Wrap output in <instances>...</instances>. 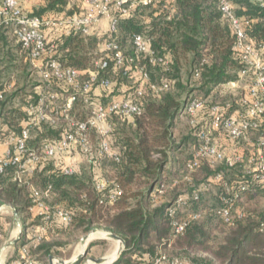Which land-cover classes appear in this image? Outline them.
I'll return each mask as SVG.
<instances>
[{
    "label": "trees",
    "instance_id": "trees-1",
    "mask_svg": "<svg viewBox=\"0 0 264 264\" xmlns=\"http://www.w3.org/2000/svg\"><path fill=\"white\" fill-rule=\"evenodd\" d=\"M230 1L248 38L256 43L264 41V5L248 0ZM69 4L70 0H45L42 7L28 15L57 20V14L66 12L69 16L73 12L66 10ZM75 6L82 7L81 1L70 6L71 10ZM135 35L148 41L152 56L136 53L132 45ZM104 40L117 42L124 57L121 66L115 65L111 51L100 49L97 37L80 33L63 34L54 57L64 67L75 69L80 81L88 79L92 72H96L97 81L109 80V97H116L114 101L136 98V92L141 90L143 94L137 99L142 112L132 119L112 117L115 126L108 142L117 161L105 157L88 159L100 163L104 170L107 183L101 192L96 190L91 175H66L50 162L36 168L27 184L14 179L12 166L0 173V205H9L25 220L30 219L33 188L41 193L42 201L52 212L60 210L70 217L67 227L61 229L55 226L53 217L46 222L51 224L48 237L31 246L26 258L37 264H48L50 256L63 259L59 250L98 230L119 236L125 243L113 264H152L162 249L169 255L162 264H264V187L244 171L236 175L231 172L236 168L224 165L213 169L210 163L201 161L196 169H188L197 148L199 124L191 126L182 115L185 104L192 98L209 97L218 87L236 81L243 67L233 50V30L222 17L218 0H154L151 4H138L118 19L116 31L109 29ZM8 45H14L13 49ZM152 58L162 62L153 63ZM103 60L107 67L96 70L95 63ZM29 61L32 60L12 30L2 26L0 64L7 65L5 69H23V78L30 81ZM184 74L193 81V88L185 85ZM1 80L0 77V116L6 120L16 115V111L8 110V104L24 87L8 92ZM210 106L204 103L203 111ZM86 108L78 99L70 115L85 120L89 113ZM181 118L186 123L178 128ZM66 123L63 117L56 126L42 122L33 149L43 140L58 139ZM94 133L91 131V142H95ZM226 171L231 177L229 182L222 173ZM218 173L223 178L216 181L217 202L210 204L201 197V182L211 176L214 180ZM114 191L119 194L111 200ZM194 192L198 193V200H189L183 211L173 218L168 216V208L177 198L190 197ZM228 207L232 221L225 223L220 211ZM197 214L198 219H191ZM40 220L37 218L35 224ZM173 221H187L183 232L175 237ZM102 244L103 241H94L89 247ZM74 264H83V260Z\"/></svg>",
    "mask_w": 264,
    "mask_h": 264
},
{
    "label": "built area",
    "instance_id": "built-area-1",
    "mask_svg": "<svg viewBox=\"0 0 264 264\" xmlns=\"http://www.w3.org/2000/svg\"><path fill=\"white\" fill-rule=\"evenodd\" d=\"M75 3L77 0H70ZM82 5L88 7L80 16L65 17L64 19H41L30 17L19 7L18 0H2L0 4V28L2 26L12 30L21 48L28 53L32 61H38L44 56H48L41 70V75L46 83H61L72 89L73 93L68 96L64 107L57 112L58 116L65 119L66 126L58 139L43 140L36 149H30L27 143L30 139V127L21 129L15 145L6 152L5 157L0 161V173L8 166L15 168V180L23 182L33 174L34 168L43 163L55 159H61L78 151L87 159L105 157L114 161L118 156L111 150L108 138L112 131L110 125L102 127L101 123L110 122L112 117L132 119L139 116L142 108L138 102L142 96L141 90L136 92L135 97L120 100H111L106 103H95L91 99L94 87H99L104 91H109L111 82L107 79L96 80V72H92L88 79L80 81L79 73L72 68L64 67L54 57L55 46L46 40L44 30L46 28H63L65 34L80 33L86 36L90 28L101 18L109 20L111 32L116 31L118 19L128 15L129 11L138 4H151L154 0H80ZM176 1V0H170ZM258 6L264 5V0H248ZM222 17L227 20L234 33L233 50L236 53L242 69L235 82L227 85L235 86L239 82L246 83L245 95L237 101V104L244 106L242 113L233 111V103L228 102L223 106L215 105L204 112V104L201 100L192 98L185 104L182 115L187 117L189 124L195 126L198 123L200 113H205V123L200 124L196 133L197 148L192 161L188 164L189 170L196 169L201 161H207L211 165H224L228 169L240 166L244 161L248 169L244 172L253 178L256 183L264 187V41L256 43L250 40L243 28L242 20L237 18L234 6L230 0H218ZM132 45L138 55L152 56L149 43L141 35L132 38ZM106 51L112 52V60L116 66L123 63V52L114 40L107 41ZM151 62H162L161 59L152 58ZM96 70L107 67L106 61L95 63ZM144 79L146 74L141 70ZM166 85H164V88ZM1 99V96H0ZM82 99L89 113L85 120H77L70 115L74 103ZM56 95L49 93L40 97L36 105H30L27 109V116L48 121L55 124V118H49L47 112L50 111ZM91 131H95L98 136V143L95 148L90 141ZM214 133H219L231 140L234 145L241 147L249 141L253 134L257 135L251 154L244 159L241 154L226 155L219 149L214 138ZM66 175H73L75 170L72 167L62 169ZM221 173L215 175V181H221ZM224 186L227 188L226 183ZM105 184H97L96 190L103 191ZM228 190V188H227ZM119 193L114 191L110 194V199L114 200ZM33 206L38 210V217L44 222L53 218H62L69 222L70 217L60 210L51 211L49 206L42 201L41 193L37 190L32 192ZM199 195L194 192L190 197H179L168 208V216L173 218L178 211H183L189 200H198ZM220 214L225 223L232 221L230 208H224ZM199 215H194L191 219H198ZM187 225V221H173L174 237L181 234ZM27 252L23 251L20 258L21 264H36L26 258ZM164 257L160 256L152 264H162ZM172 264H181L178 261Z\"/></svg>",
    "mask_w": 264,
    "mask_h": 264
},
{
    "label": "crops",
    "instance_id": "crops-1",
    "mask_svg": "<svg viewBox=\"0 0 264 264\" xmlns=\"http://www.w3.org/2000/svg\"><path fill=\"white\" fill-rule=\"evenodd\" d=\"M18 3L23 12H25L26 14H31L35 9L42 7L45 4V0H18ZM72 5H74V3L70 1L69 7H66V10L70 9V11L73 12L69 14V16L68 14H66V12L57 14L58 19H64L65 17L70 16H80L84 11L88 10V7L86 5H82V7L80 8H77L75 6V9L73 8L74 10H71ZM54 15H51L50 17L53 18ZM109 29V20L106 18H101L90 28L88 36L97 37L100 40L99 47L100 49H103L105 48L106 44L104 40L105 34ZM44 34L47 42L58 48V46L60 45V38L63 36V34H65V30L63 28L51 27L46 28L44 30ZM13 46L14 45H8L7 48L13 49ZM47 58V56H44L38 61H29L30 69H27V74L30 81L23 78V69H5V66L7 65L0 64V71H2L0 73V77L2 78L1 82L6 91L12 92L17 87L20 89L24 87L19 95L14 96L11 99V102L8 104V110L16 111V115L14 114L10 116L12 118H7L8 120H5L0 116V161L5 157L6 152L14 147L15 141L19 136V131L26 127H30V139L27 143V146L28 148L33 149L32 143L36 140L38 134L42 131V121H40L37 116L29 118L26 112L30 105L37 104V101L40 97H43L44 95L49 93L56 95V100L47 114L49 118L57 117V119L55 124L52 125L49 123L50 125L56 126L59 119L62 118L61 116L57 115V112L64 107L68 96L72 94L73 91L72 89L62 85L61 83H46L43 80L41 70ZM23 63L24 65L27 64L26 58H24ZM8 79L12 80L9 81ZM30 84H32V87H29ZM90 96L92 101L96 104L106 103L116 98L109 97V91H104L99 87H94ZM205 115L207 114H199V125H204ZM45 123H48V121H45ZM11 124H13L14 127L17 128H14ZM100 125L102 127L110 125L112 129L115 126L112 120L110 122L101 123ZM16 129H19V131H17ZM214 138L219 149H221L226 155L241 154L243 155V158L246 159L251 154L254 143L257 140V135H251L249 137V141L241 145V147L234 145L231 140H228L226 137L219 133H214ZM94 139L95 142L94 140H92L91 143L93 144V146H97L98 142H96V140H98V136H96ZM50 163L54 168H59L62 170L65 167H72L75 170V173L91 175L96 184L107 183L104 178V170L100 163L94 164L90 162L78 151H74L70 155L61 159L52 160L50 161ZM241 165L244 171L248 169L246 161H244V163H242ZM42 167L43 165L36 166L34 170H36V168L41 169ZM32 176L33 174L24 179L23 182L27 184ZM34 190L35 189L33 188L31 189V194ZM204 190L205 189L202 188V191ZM28 213L30 219L25 220V216L18 213L14 208L10 207L9 205H0V264H21L20 258L23 251H27L31 246H36L41 240L48 237L49 227L51 224H48L42 220H40L38 224H35V220L40 217H38V210L34 206H31L28 209ZM53 223L59 229L65 228L68 225V222L62 218H54ZM95 231L104 233L98 230ZM81 239L77 243L71 244L64 249L59 250L64 256L62 260L72 261L81 253ZM94 241H103L104 244L89 247L90 243ZM102 247H106V252L99 256H95L96 253L99 252L100 249H102ZM107 247L112 248V254H107ZM117 247L118 244L115 241L94 239L88 242L86 245V248L88 249L87 256L95 259L103 257L109 258L115 254ZM83 264H85L84 261Z\"/></svg>",
    "mask_w": 264,
    "mask_h": 264
},
{
    "label": "rangeland",
    "instance_id": "rangeland-1",
    "mask_svg": "<svg viewBox=\"0 0 264 264\" xmlns=\"http://www.w3.org/2000/svg\"><path fill=\"white\" fill-rule=\"evenodd\" d=\"M71 17V16H70ZM234 75V74H233ZM183 81L185 83V85L188 88H193L194 87V83L192 80L188 79L187 75L184 74L183 75ZM235 82V81H234ZM232 83V82H231ZM245 88H246V83L241 81L238 84H236L235 86H231V85H224V86H220L218 87L213 93H211L209 95V97L206 98H199L203 104H210L211 106H215V105H220L223 106L225 103L231 102L233 103V111L238 112V113H242L244 111V106H240V104H237V101H239L240 98H242L245 95ZM88 109V107L86 108ZM185 120L184 118H181V122L178 124V128H183L184 124H185ZM96 146V145H94ZM205 165H207L205 162L203 163ZM242 165H240L239 167H236V169H234L233 174H239L240 171L243 170V168L241 167ZM213 169L216 168H220L221 165L217 164V165H212ZM244 171V170H243ZM229 171L226 172H222L223 175H225V180L227 182H229V179L231 178L229 175H227ZM227 175V176H226ZM204 176L203 174H201V177ZM213 176H211V178L208 179V177H205L202 179L201 182V188H204L205 190L201 193V197L202 199L207 202V203H216L217 202V196L219 193V186L218 183L216 181H214L212 179ZM108 249V255L112 254V248L107 247ZM106 247H102V249L99 250V252L96 253L95 256H99L101 254H104ZM159 256L164 257V259L167 261L169 258V255L162 249L159 251ZM182 264V263H181Z\"/></svg>",
    "mask_w": 264,
    "mask_h": 264
},
{
    "label": "water",
    "instance_id": "water-1",
    "mask_svg": "<svg viewBox=\"0 0 264 264\" xmlns=\"http://www.w3.org/2000/svg\"><path fill=\"white\" fill-rule=\"evenodd\" d=\"M94 239H104V240L115 241L118 244L115 254L109 258L103 257V258L95 259V258L88 257L87 256L88 249L86 248V245L88 242ZM80 245L82 247V251L72 261H64L54 256H50L48 258V264H74L75 262L80 261V260H83L85 264H113L125 248V243L119 236H116L111 233H99L96 231H91L85 237H83L80 241Z\"/></svg>",
    "mask_w": 264,
    "mask_h": 264
}]
</instances>
